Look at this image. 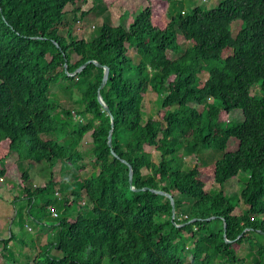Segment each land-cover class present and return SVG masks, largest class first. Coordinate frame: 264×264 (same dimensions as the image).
Returning a JSON list of instances; mask_svg holds the SVG:
<instances>
[{
	"label": "trees",
	"instance_id": "trees-1",
	"mask_svg": "<svg viewBox=\"0 0 264 264\" xmlns=\"http://www.w3.org/2000/svg\"><path fill=\"white\" fill-rule=\"evenodd\" d=\"M116 1L0 0V183L14 179L25 215L54 236L33 264H264V0L173 14L169 5L183 0H145L126 29L104 22L77 37L76 22ZM87 61L109 68L100 94L119 159L97 99L103 69L90 63L73 74ZM56 84L75 90L80 110L50 95ZM149 90L161 102L156 118L144 119ZM234 111L240 121L229 120ZM88 133L96 169L84 178L79 147ZM14 154L26 163L15 172L4 166ZM40 161L48 180L32 187ZM240 173V193L228 196L224 184ZM208 183L219 189L206 191ZM151 190L172 196L173 220L169 199ZM13 237L0 239L3 264H20L6 254Z\"/></svg>",
	"mask_w": 264,
	"mask_h": 264
},
{
	"label": "rangeland",
	"instance_id": "rangeland-1",
	"mask_svg": "<svg viewBox=\"0 0 264 264\" xmlns=\"http://www.w3.org/2000/svg\"><path fill=\"white\" fill-rule=\"evenodd\" d=\"M218 0H183V1H173L169 5V14H173L175 11L182 10L184 13H187L190 9L199 6L203 9H210L216 6ZM91 1L85 5H80V9L86 11L91 6ZM147 2L145 0H118L103 15L94 16L93 14H88L81 21L76 22L74 25L75 34L79 38H90V33H96L98 28L104 22H109L111 25L115 26L117 24H122L125 29L132 23V20L137 16V14L142 11ZM70 11V7L67 8ZM69 19L72 18L70 12L67 13ZM96 17V18H95ZM95 26V29H93ZM239 23H234L232 25L233 34H236ZM64 34V31L62 32ZM128 54L133 57L134 61L137 60V55L134 48L128 50ZM76 59V56H73V60ZM69 87V85H67ZM66 91V92H65ZM259 87L256 86L251 90V94H258ZM50 95L58 98L64 107L73 108L75 110H80V100L77 93L73 89H64L62 85H53L50 90ZM161 99L153 91L149 90L146 94L143 101V117L146 118H156L157 111L160 106ZM242 119V114L240 111H234L229 115V120L240 121ZM44 139H47L45 136ZM91 137L90 133L86 134L79 147L80 151L84 155L83 163L85 169L81 172V175L85 178L91 176L95 171L94 165V156L92 151H90L91 146ZM236 147V142H229L227 148L229 150H234ZM147 152H150L152 158L155 162L159 160V154L152 147H145ZM228 151V150H227ZM186 164L188 166H193L195 163V157L192 156L187 158ZM34 164V163H33ZM26 165L25 161L21 164L17 156L11 155L4 162V166L9 170H17L16 166ZM15 172V171H14ZM54 173L55 177H58L60 174V166H56L51 170ZM30 175L31 186L34 185L40 186L43 183H46L49 176L48 166L40 161L37 164L35 163L34 168L31 169ZM17 177V176H16ZM15 180L12 178H5L0 183V239L6 240L9 238L10 233H13V240L10 241V253H6L10 259V254L15 261V259L20 264H33V258L37 255L38 249L40 250L41 245L46 244L48 241H52L54 236L50 234V229L45 230L42 225L37 224L33 218H29L25 215V209L27 206V201L22 198V189L19 185L14 183ZM245 182V177L243 173H240L238 178L228 181L224 184V191L228 196H237L243 184ZM218 185L214 183H208L205 185L206 191L218 190ZM63 193V191H62ZM16 200L14 201V198ZM241 203V202H240ZM243 207V206H242ZM51 221L50 219L48 220ZM36 238V239H35ZM34 240V243L31 240ZM28 245V248L23 247V242ZM3 253L2 245L0 244V256ZM12 261V260H11ZM253 262V261H252ZM0 264H3L0 259Z\"/></svg>",
	"mask_w": 264,
	"mask_h": 264
},
{
	"label": "water",
	"instance_id": "water-1",
	"mask_svg": "<svg viewBox=\"0 0 264 264\" xmlns=\"http://www.w3.org/2000/svg\"><path fill=\"white\" fill-rule=\"evenodd\" d=\"M90 63H93L95 64L97 67L103 69V77H102V81L98 87V90H97V99H98V102L101 104V106L103 107L104 111L107 113V115H109L110 117V120H111V129L109 130V133H108V137H107V145L108 147L110 148L111 150V153L114 157L118 158L119 157L117 156V154L114 152L113 148H112V130H113V115L111 114L109 108L107 107V105L105 104V102L103 101L102 97H101V94H100V91L104 88L106 82H107V79H108V73H109V68L107 66H104V65H101L100 63L96 62V61H87L85 63H83L80 67H78L75 72L73 74H77L79 72H81L88 64ZM64 68H65V72L66 71V64L64 65ZM73 74H69V75H73ZM122 163H124L125 165H127L128 167V170H129V183L132 184V167L131 165L125 161V160H121ZM133 190L135 191H139V189H134L132 187ZM142 190H147V188H143ZM153 193H156V194H159V195H162L164 196L165 198L169 199L170 201V204H171V207H172V220L174 219V216H175V204H174V200L172 198V196L166 192H163L161 190H151ZM196 221V219H192L190 220L189 222H194ZM180 226V225H178ZM224 235H225V226H224ZM225 241L228 243L230 242L229 240H226Z\"/></svg>",
	"mask_w": 264,
	"mask_h": 264
},
{
	"label": "built area",
	"instance_id": "built-area-1",
	"mask_svg": "<svg viewBox=\"0 0 264 264\" xmlns=\"http://www.w3.org/2000/svg\"><path fill=\"white\" fill-rule=\"evenodd\" d=\"M73 117H74L75 120H77V121H81V119H80V117H79L78 115L73 114ZM54 215H55V214H54Z\"/></svg>",
	"mask_w": 264,
	"mask_h": 264
},
{
	"label": "clouds",
	"instance_id": "clouds-1",
	"mask_svg": "<svg viewBox=\"0 0 264 264\" xmlns=\"http://www.w3.org/2000/svg\"><path fill=\"white\" fill-rule=\"evenodd\" d=\"M75 114V113H74ZM79 116V115H78ZM80 117V119H81V121H83L84 119L81 117V116H79Z\"/></svg>",
	"mask_w": 264,
	"mask_h": 264
},
{
	"label": "crops",
	"instance_id": "crops-1",
	"mask_svg": "<svg viewBox=\"0 0 264 264\" xmlns=\"http://www.w3.org/2000/svg\"><path fill=\"white\" fill-rule=\"evenodd\" d=\"M1 240H3V238Z\"/></svg>",
	"mask_w": 264,
	"mask_h": 264
}]
</instances>
